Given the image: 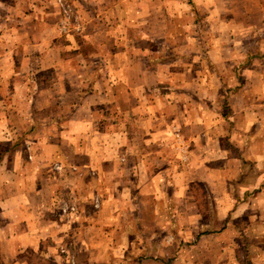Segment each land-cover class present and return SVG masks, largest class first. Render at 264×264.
<instances>
[{
    "label": "crops",
    "instance_id": "crops-1",
    "mask_svg": "<svg viewBox=\"0 0 264 264\" xmlns=\"http://www.w3.org/2000/svg\"><path fill=\"white\" fill-rule=\"evenodd\" d=\"M68 1L80 9L82 35L58 33L52 0H0V264H62L56 249L71 230L49 210L55 183L32 168L55 160L95 175L84 169L65 180L82 192L72 222L78 259L190 264L176 251L200 245L206 252L213 243L208 229L214 221H208L222 220L226 210L213 214L208 205L230 196L224 170L230 169L235 187L246 189L243 177L250 173L240 163L254 165L246 154L260 146L262 128L252 141L243 128L263 83L251 68L264 63V53L252 38L237 50L221 46L219 61L235 63L224 77L214 72L216 85L205 89L187 80L191 15L203 10L202 0ZM156 43L162 47L152 55L148 45ZM160 65L177 84L169 97L153 91L165 84ZM242 69L254 74L246 85ZM225 91L222 111L218 95ZM27 142L31 163L24 161ZM181 152L187 155L182 163ZM211 172L228 175L219 180ZM262 172L252 174L257 184ZM92 192L100 207L86 217Z\"/></svg>",
    "mask_w": 264,
    "mask_h": 264
},
{
    "label": "rangeland",
    "instance_id": "rangeland-1",
    "mask_svg": "<svg viewBox=\"0 0 264 264\" xmlns=\"http://www.w3.org/2000/svg\"><path fill=\"white\" fill-rule=\"evenodd\" d=\"M202 2H204L203 10L199 7L202 13H200L201 11L199 10L194 14L195 16L191 15V17H193V23L190 26L188 37L191 41L193 53L188 63L190 66L188 71H192L190 72L192 74L188 79L186 77V79L189 80L191 78L193 83L198 82L196 84L206 89L216 83L214 72L222 74L219 77H224L227 75L225 69H229L235 63V60L228 63H221L219 61L217 52L221 46H230V48L237 50L241 47L239 43L242 39L252 38L254 41H258L261 53H264V0H202ZM52 6L57 18V31L60 35H82L85 29L79 7L68 0H52ZM207 8V13H205ZM62 10L67 12V18H69L68 22H66L65 31L62 30L64 25V14ZM221 12L224 13L223 15L226 17L223 18L224 20L218 19L219 13ZM221 22H226L227 24L223 25ZM148 46L152 55L159 54L158 52H160L162 47V45L158 43ZM181 50L182 48L178 51ZM261 61H264V56L261 58ZM261 63L262 62H256L251 68L255 70V76L257 78L260 76L263 82L260 98L257 99V101L255 100V103L252 102L253 104H251L250 108L254 110H250L248 116L244 115L247 120V128H243V130L250 132V139L253 136L255 137V134L260 131L259 124H261L262 128L259 135H257L258 137L261 136L258 142L260 146L249 148V153L246 154L248 161H253L252 163L254 165L251 163H240V166H243L244 172L248 170V173H250L249 175L245 173V176H247L245 178L243 177L246 189L243 192L241 188L235 187V184L232 182L234 179L230 169L229 171L224 170L228 172L230 176V180L228 179L230 196L226 198V200L225 198L223 201L219 199L217 203L208 205L209 210L214 207L213 214H223L226 210L222 220L219 218L212 219V222L208 221V223H213L214 221L212 226L208 229L210 234H213L211 235L212 239L215 238L213 243L211 245H206L208 248L206 252L200 249V245L196 250L190 248L186 250L185 246L181 245L182 248L176 251L178 257L181 259H189L190 264H264V65H262L264 63ZM260 66H262L263 69ZM160 67H162L161 69H163L164 74V77H161V79H166L167 81L165 80V84H160L157 89L153 91L154 93L158 91L156 94L158 96L169 97L174 92L172 88L175 85V83H173L174 85L172 84L174 77L166 72L167 68L165 65H160ZM260 69H262L263 73L259 74L258 71H260ZM243 70L245 69L239 72V78L240 81L246 85L245 83H249V79L254 76V74L249 71L244 73ZM178 79V76L175 77L176 82H178ZM176 86L177 84L175 87ZM206 94H203V96ZM228 97L229 93L227 91L220 92L218 95V101L220 102L222 111L224 110L223 106L225 107ZM95 127H97V125H95ZM222 131H224L223 126H221V129L218 128L217 133H222ZM237 131H242V128ZM242 132H240V134L245 135V133ZM244 135L241 136L244 137ZM31 144L32 143L27 142L23 145L25 152L24 161H26V163L32 162V156L28 154V149ZM233 156L232 153L228 152L226 158L234 159ZM186 157V153L181 152L177 160L182 163L186 160ZM60 162L59 160H55V162L48 165L41 164V168L36 164L32 168L40 171L39 174H41L40 177L43 181H52L55 183L53 194H51L52 197L49 199V210L55 216L59 217L60 222L68 225L71 230L70 233L65 236L64 242H61L56 249L59 262L62 264H86L84 258L78 259V257H76V251L73 250V245L77 234L72 233L74 229L72 227V222L79 216L80 209H82L83 206V201L79 197L82 192L72 183L70 185L69 183L67 184L65 180L69 176H72V178L77 176L80 177L83 175L84 169L89 178L95 175L88 167L84 168L81 165H69ZM259 168H262L263 172L261 173L260 182L257 184V181H253L252 174H258L257 169ZM211 173L213 174L211 178L219 180L228 175V173L222 176L221 174H215V172ZM198 175L202 177L201 173ZM209 177L210 175H207L203 179H209ZM86 179H88V177H86ZM91 188L92 191H95L94 187ZM217 193H219V190H217L216 194ZM219 194L223 195V193ZM233 197H242L243 199L235 204L232 203ZM88 204L90 211L88 207L85 208V212L89 211L86 217L90 216V214L100 207V199L95 192L91 193ZM200 206L203 207L202 204H200ZM188 207L193 206L189 204ZM65 208L67 210L63 211ZM210 215H212V213H210ZM203 222L206 223L207 221L204 220ZM222 222L223 225L221 226ZM81 224L83 227L89 226V224H85L84 222H81ZM106 226L107 225L103 224V227ZM223 228H225L226 232L218 234ZM89 242H93V238H90ZM180 242L184 244V241L180 240ZM207 243H211V241Z\"/></svg>",
    "mask_w": 264,
    "mask_h": 264
},
{
    "label": "built area",
    "instance_id": "built-area-1",
    "mask_svg": "<svg viewBox=\"0 0 264 264\" xmlns=\"http://www.w3.org/2000/svg\"><path fill=\"white\" fill-rule=\"evenodd\" d=\"M62 12L64 14V21H63L64 25L62 27V30L65 31L66 30L65 28H66V25H67L66 22H68L69 18H67V12H65V10H62ZM65 210H67V209L65 208L63 211H65Z\"/></svg>",
    "mask_w": 264,
    "mask_h": 264
}]
</instances>
